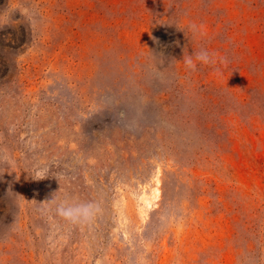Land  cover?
Listing matches in <instances>:
<instances>
[{"label": "rangeland", "instance_id": "374dc122", "mask_svg": "<svg viewBox=\"0 0 264 264\" xmlns=\"http://www.w3.org/2000/svg\"><path fill=\"white\" fill-rule=\"evenodd\" d=\"M4 156L0 264H264V0H0Z\"/></svg>", "mask_w": 264, "mask_h": 264}, {"label": "clouds", "instance_id": "9594fccd", "mask_svg": "<svg viewBox=\"0 0 264 264\" xmlns=\"http://www.w3.org/2000/svg\"><path fill=\"white\" fill-rule=\"evenodd\" d=\"M189 27L194 34L200 33L201 31L196 24H192ZM183 61L187 70L196 71L197 62L202 65L213 66L217 64L218 59L215 52L210 53L207 49L202 48L199 51H195L192 55L184 56ZM219 62L226 63L223 57L219 58ZM216 70L217 72L220 71V69ZM0 159L10 160L7 156L0 157ZM50 201L55 207L49 210L54 211L56 215L74 225L90 223L100 212L99 204L95 202H79L69 197H65L59 201L53 198Z\"/></svg>", "mask_w": 264, "mask_h": 264}, {"label": "bare ground", "instance_id": "6f19581e", "mask_svg": "<svg viewBox=\"0 0 264 264\" xmlns=\"http://www.w3.org/2000/svg\"><path fill=\"white\" fill-rule=\"evenodd\" d=\"M156 180H157L156 182H157V185H158L160 183V181H159V179H156ZM153 192H154V194L151 195V199L146 197V196L142 197L143 200L145 201V203L147 204V207H151L152 206V199L154 198L155 194H158L160 192V190H159V188H154Z\"/></svg>", "mask_w": 264, "mask_h": 264}]
</instances>
